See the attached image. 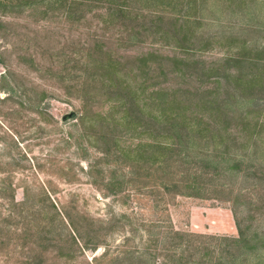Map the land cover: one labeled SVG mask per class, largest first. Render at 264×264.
<instances>
[{
	"label": "rangeland",
	"instance_id": "1",
	"mask_svg": "<svg viewBox=\"0 0 264 264\" xmlns=\"http://www.w3.org/2000/svg\"><path fill=\"white\" fill-rule=\"evenodd\" d=\"M117 3L0 27V46L25 42L0 54L11 71L0 98L13 93L0 102V185L8 178L21 203L6 210L0 191V264H105L90 257L136 255L149 238L158 250L168 226L217 253L226 242L215 239L238 235L233 211L247 235H264V0ZM155 92L216 137L172 136L166 165L139 157L137 145L164 140L151 118L169 104L157 110ZM241 250L252 263L264 245Z\"/></svg>",
	"mask_w": 264,
	"mask_h": 264
},
{
	"label": "trees",
	"instance_id": "2",
	"mask_svg": "<svg viewBox=\"0 0 264 264\" xmlns=\"http://www.w3.org/2000/svg\"><path fill=\"white\" fill-rule=\"evenodd\" d=\"M95 1L104 2L106 4V8L109 9H112L113 3L117 4L114 6V9L120 8L119 4L117 3L118 0H0V27H2L4 24H12L11 20L9 23H6V16L18 17L20 15L29 16L32 13H39V15L44 17L51 9H62L64 15L67 16V18H70L73 13L81 10L82 7H88L89 9L87 10H90L92 7H94ZM3 38H5V36ZM14 39L15 41L12 39L11 42H7V45L4 44L0 46V54H2L3 52L21 53V47L24 46L25 42H22L18 38ZM19 59L20 57H18V60ZM110 63L111 62L109 60L107 66L111 65ZM101 67L103 71L106 70L104 68L105 65L102 64ZM10 72V70L0 71V78H9L11 76ZM254 80H256V76L252 77L249 81L251 82ZM13 88L14 87L11 86L8 88V90L13 91ZM4 93L5 95L3 98H0V102H6L12 99L13 93L8 91ZM155 93L157 96V99L155 100V105L158 106L157 110L162 109L164 111L162 105L166 103L169 104L165 106V109L169 110L168 114H166L165 112L160 113L158 111V114H153L151 118V120L153 121V125H159V127L164 130V133L162 135L164 140H152L150 143H147V148L145 149L146 152L140 145H137L135 153L139 157H145L152 163L157 162L158 164L162 163L166 165L165 162L170 157V152H172L176 146V140L172 136L177 135L178 137H185V139H189L188 142L192 143L196 140V137H205V134L201 133L204 129L211 132L208 139H214L216 137V133L213 132L214 127H212L213 130L211 131V129H209L210 124L208 122L206 123L204 128H198V124L196 122L189 123L188 118L185 116L186 105L182 103L181 100H167L165 93ZM36 112L39 113V111ZM86 112L87 108H85L83 105L80 109L79 115H77V118L80 122L88 120L89 117L86 115ZM177 116H181L182 120H178ZM101 117L104 118L103 116ZM122 117L123 118H121V120H127L126 114H124ZM182 129H186L187 133L182 134ZM3 167L4 166H2V169ZM195 173L196 176H199L198 172ZM6 179V181H4V184L0 185V191L7 195L4 198L5 200L3 202V206L6 208V210H12L15 206L21 203L14 199V195L11 192L13 190L12 184L10 183L8 178ZM183 187L192 188L194 186L192 182H189V184H184ZM7 192L8 194H6ZM0 198L2 199L1 195ZM233 214L235 217V224L237 227L238 235L235 238H226L222 236L218 237V239H215L218 241L226 242L225 248L221 249L217 253H215V249H211L204 244L198 243L195 245H191L189 243V239H187L186 243L184 242L186 238H189L191 236L201 237L202 235L179 232L168 226L163 231L162 245L160 248H158V250H155L154 248L153 239L149 238L147 239L144 250L139 251L136 255H134L132 251H128L127 254L124 253V257H120L117 254L109 255L108 251L105 250L98 256H91L90 260L95 262L96 260L104 259L105 264H124V261H128V264H156L155 262L158 258L157 254H160L163 256H169L172 259L173 264L187 263L188 258L193 256H195L196 258V262L193 264H197V261H203L201 262V264H203L204 262L205 264H211L213 260L215 261V264H264V253H257L252 255L251 263L247 258L248 255L246 254V252L241 250L246 247L257 248L259 245H264V235L260 234L259 232H252L250 235H247L245 232V228L241 226L240 220L237 218L234 211ZM71 235L70 238L72 240V244L74 243L77 247L75 237ZM92 247V250L96 248L95 245ZM207 255L209 257L204 258ZM27 264L34 263L27 262ZM102 264H104V262Z\"/></svg>",
	"mask_w": 264,
	"mask_h": 264
}]
</instances>
